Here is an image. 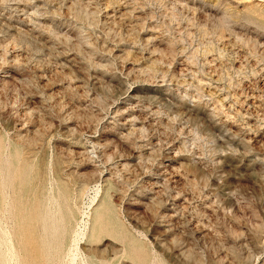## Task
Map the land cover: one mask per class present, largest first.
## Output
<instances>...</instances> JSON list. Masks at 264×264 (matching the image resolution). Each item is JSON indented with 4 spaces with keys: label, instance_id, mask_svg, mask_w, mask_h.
Returning <instances> with one entry per match:
<instances>
[{
    "label": "rangeland",
    "instance_id": "rangeland-1",
    "mask_svg": "<svg viewBox=\"0 0 264 264\" xmlns=\"http://www.w3.org/2000/svg\"><path fill=\"white\" fill-rule=\"evenodd\" d=\"M0 264H264V0H0Z\"/></svg>",
    "mask_w": 264,
    "mask_h": 264
}]
</instances>
